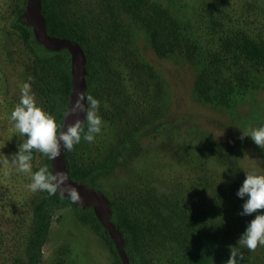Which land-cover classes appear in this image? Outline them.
I'll list each match as a JSON object with an SVG mask.
<instances>
[{"label":"trees","instance_id":"trees-1","mask_svg":"<svg viewBox=\"0 0 264 264\" xmlns=\"http://www.w3.org/2000/svg\"><path fill=\"white\" fill-rule=\"evenodd\" d=\"M26 1H19L14 9L12 25L29 53L26 70L32 77L31 89L43 109L62 124L72 90L71 56L65 48L52 51L37 42L32 28L22 19ZM247 3L252 11L259 7L264 15V0ZM42 14L49 35L68 38L83 48L86 94L98 99V114L103 123L114 128V145L108 147L101 161L86 159L82 150L91 144L83 139L71 151H64V156L72 180L99 189L108 197L110 220L124 238L130 264H223L229 256L228 246H236L253 218L238 215L243 200L236 192L244 179H232L204 162L195 171L202 187L186 193L180 183L168 184L134 173L132 163L141 150L138 135L159 121L163 96L157 71L137 52L136 35L144 33L161 59L183 56L196 68V101L225 111L234 110L264 87V35L236 29L220 36L213 49H205L190 25L157 0H42ZM171 150L179 162L186 160L183 146L171 144ZM257 152L264 168V150L258 147ZM94 153H98L97 148ZM216 157L224 167L238 166L231 146ZM42 165L52 171L46 157L34 171ZM116 166L128 175L113 186L110 195L99 182ZM67 209L106 243L115 256L113 264H122L92 207L81 209L66 197L48 196L46 192H40L33 206L26 264L41 263L53 214ZM241 251L242 264H262L264 247Z\"/></svg>","mask_w":264,"mask_h":264},{"label":"rangeland","instance_id":"rangeland-1","mask_svg":"<svg viewBox=\"0 0 264 264\" xmlns=\"http://www.w3.org/2000/svg\"><path fill=\"white\" fill-rule=\"evenodd\" d=\"M19 1L0 0V264H26L33 206L40 196V192L33 193L26 188L30 174L16 171L5 159L7 156L11 162V154L17 151L23 139L12 128L10 112L19 100L20 85L31 77L26 70L29 53L12 25ZM157 1L189 24L205 49H213L220 36L236 29L264 35V15L259 7L252 11L247 3H257V0ZM135 44L140 58L157 71L163 83V96L159 121L138 135L141 150L132 163L134 173L145 179L180 183L186 193L202 187L195 171L204 162L232 179H245V171L264 174L258 146L248 137L243 141L239 139L241 131L264 124V87L231 111L203 105L196 101L193 93L196 68L183 56L159 58L142 32H137ZM35 98L43 109L36 94ZM90 144V148L82 150L86 159L101 161L108 147L114 145L111 124L103 123L102 132ZM171 144L185 148L184 162L173 156ZM228 146L233 148L238 160L234 169L224 167L216 157ZM94 148L98 153H94ZM42 160V154L37 152L31 161L32 171ZM127 175V171L116 166L99 184L111 195L113 186L124 182ZM58 261L63 264H113L115 256L102 239L77 220L73 210L67 209L53 214L40 264ZM261 263L264 264V259Z\"/></svg>","mask_w":264,"mask_h":264},{"label":"clouds","instance_id":"clouds-1","mask_svg":"<svg viewBox=\"0 0 264 264\" xmlns=\"http://www.w3.org/2000/svg\"><path fill=\"white\" fill-rule=\"evenodd\" d=\"M19 87V100L10 112L12 128L22 142L17 145V151L11 154V162L5 156L6 162L15 166L16 171L30 174V183L26 188L30 192H46L48 196L57 195L61 199L67 197L72 203L81 202L76 187L68 184L69 174L65 171H50L47 165L32 171L33 152H39L47 160L52 161L61 155V150L71 151L83 139L93 142L102 132L103 121L99 113L100 102L91 94L79 93L71 108L64 109V122L72 114L84 113V119H76L64 126L58 124L56 118L42 109L36 101L35 93L31 90L29 81ZM245 137L264 150V124L241 131L239 139ZM247 155V154H245ZM67 193V196H65ZM209 194V193H208ZM210 196V195H209ZM236 196L243 200L240 216H252L245 230L236 242V246H228L229 256L223 264H242L244 254L241 248L252 252L258 246L264 247V174L245 171V179L238 188ZM211 197V196H210Z\"/></svg>","mask_w":264,"mask_h":264},{"label":"water","instance_id":"water-1","mask_svg":"<svg viewBox=\"0 0 264 264\" xmlns=\"http://www.w3.org/2000/svg\"><path fill=\"white\" fill-rule=\"evenodd\" d=\"M22 19L25 25L30 26L38 43L52 51L67 49L71 56V84L72 90L69 95V109L74 104L77 94L86 93V64L87 59L81 45L68 38L51 36L47 33V25L42 14V0H27L23 9ZM83 120L84 113L72 114L67 117L66 124L63 122V131H66L67 125L73 123L76 119ZM52 170L65 171L69 174L68 184L76 187L81 198V202L75 204L78 208L86 209L92 207L98 221L107 230L111 240L117 250L122 264H130L129 257L125 251V241L115 224L110 220L111 207L108 197L99 189L88 187L80 181L72 180L67 168L64 150L61 155L50 161ZM67 196V193H65ZM67 198V197H66Z\"/></svg>","mask_w":264,"mask_h":264}]
</instances>
